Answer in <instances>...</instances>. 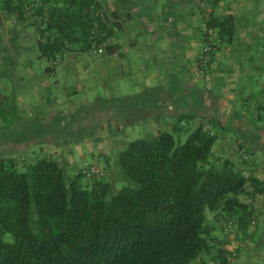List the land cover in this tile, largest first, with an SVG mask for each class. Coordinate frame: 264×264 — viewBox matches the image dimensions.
Instances as JSON below:
<instances>
[{"label":"trees","instance_id":"obj_1","mask_svg":"<svg viewBox=\"0 0 264 264\" xmlns=\"http://www.w3.org/2000/svg\"><path fill=\"white\" fill-rule=\"evenodd\" d=\"M0 8L27 23L37 19L36 50L49 62L92 52L103 41L101 50L114 51L113 28L107 15L102 22L96 0H0ZM208 21L219 42H232V15ZM183 118L173 131L184 127ZM207 123L211 129L201 123L182 143L159 131L125 144L119 165L136 187L122 186L109 198L105 174H65L48 153L30 162L0 156V264H227L229 251L206 211L244 230L254 211L242 198L261 194L264 180L247 157L241 166L227 158L208 162L217 121Z\"/></svg>","mask_w":264,"mask_h":264},{"label":"crops","instance_id":"obj_2","mask_svg":"<svg viewBox=\"0 0 264 264\" xmlns=\"http://www.w3.org/2000/svg\"><path fill=\"white\" fill-rule=\"evenodd\" d=\"M96 1L109 17L113 28L109 41L114 47L113 52H97L102 54L99 61L107 67L99 70V80L105 87L112 80L128 78L135 87L124 92L117 87L113 93L115 100L100 111L101 115L119 121L120 127L141 123L147 139L165 131L164 128L172 129L178 117H184L181 120L184 127L193 121L210 129L207 120L213 119L221 132L232 129L235 154L239 156L236 164L245 165L243 158L247 157L252 174L264 180L262 163L258 162L259 155L264 154V120L248 108L250 103L255 110L264 108L256 92V84L264 85V0L209 3V16H233L234 33L230 44L217 39L204 68L197 64L201 53L200 0ZM37 22V19L30 23L18 20L14 15H5L0 8V97L10 89L7 65L20 61L25 64L22 55L37 51V31L33 38L26 30V26ZM24 68L18 69L17 85L24 86ZM212 131L217 135L214 128ZM47 134L51 136L53 132ZM32 144L33 140L11 141L8 146L13 147L4 153H24ZM263 196L264 191L253 200ZM251 227V224L244 230L236 227L235 235L243 241L250 239ZM226 240L222 246L230 250L232 239Z\"/></svg>","mask_w":264,"mask_h":264},{"label":"rangeland","instance_id":"obj_3","mask_svg":"<svg viewBox=\"0 0 264 264\" xmlns=\"http://www.w3.org/2000/svg\"><path fill=\"white\" fill-rule=\"evenodd\" d=\"M36 27L37 24L26 26L27 32L33 38ZM101 55L91 51H70L52 63L39 57L37 51H27L21 57L26 61L25 64L20 61L18 64L7 65L10 89L0 97V156L6 154L4 151L7 148L13 147L8 146V142L33 140L34 144L24 153L13 151L9 155L14 154L12 157H17L18 160L25 157L26 162H30L33 161L32 156L39 157L48 153L63 165L65 174H70L85 164L100 166L105 172L104 179L111 183V192L107 195L109 198L122 186L136 187V183L128 178L120 167L118 153L128 142L140 138L147 139L144 136L148 135H145L146 129L141 123L120 127L119 121L101 115L100 111L115 100L113 93L117 87L122 92L126 89L135 90L128 78L112 80L103 86L98 74L100 69L107 67L99 61ZM23 67L26 70L24 86L23 83L17 85L18 69ZM47 67H52L54 71H46ZM13 68L16 70L13 71ZM22 71L20 69V73ZM7 75H4V78ZM256 86L258 99L264 105V85L259 83ZM250 104L249 111L264 120V108L255 110ZM176 122L177 118L174 123ZM196 126L197 122L191 121L188 126L177 131L171 128L164 130L173 134L176 143H182ZM213 128L217 137L208 162H217L221 156L235 162L239 156L235 154L237 149L232 129L226 128L225 132H221L217 126ZM51 131L53 134L48 136L47 133ZM258 158L264 174V154H260ZM242 199L254 201L246 197ZM254 202V217L248 221V224L252 225V234L250 239L245 241L235 235L234 222L213 221L212 213L206 211L220 244L225 243L227 238L232 239L233 246L227 250V255L236 253L231 258L232 264H264V196L256 198ZM209 257H212V252ZM207 260L210 262L208 264H219L214 259Z\"/></svg>","mask_w":264,"mask_h":264},{"label":"built area","instance_id":"obj_4","mask_svg":"<svg viewBox=\"0 0 264 264\" xmlns=\"http://www.w3.org/2000/svg\"><path fill=\"white\" fill-rule=\"evenodd\" d=\"M213 0H200L199 2V9H200V17H201V22L199 25V34L201 37V53L197 59V64L201 68L206 67L209 58L214 51V48L217 43L218 35H217V29L210 25L208 19H209V9L208 5L211 3ZM98 14L102 20V22H106V14L102 12L101 10L98 11ZM107 42L103 41L102 43L98 45H93L92 47V52L96 53L99 50H101L102 47L106 45ZM244 157L243 159H245ZM80 171L86 175V176H94L95 178H101L104 176L105 172L104 169L100 166L96 165H90V164H85L81 167ZM236 253H230L227 255V264H232L231 263V258L232 256Z\"/></svg>","mask_w":264,"mask_h":264}]
</instances>
